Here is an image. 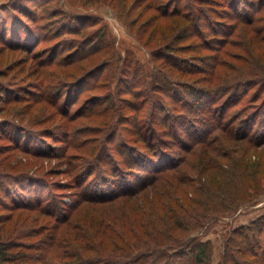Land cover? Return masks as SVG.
Here are the masks:
<instances>
[{"label": "trees", "instance_id": "trees-1", "mask_svg": "<svg viewBox=\"0 0 264 264\" xmlns=\"http://www.w3.org/2000/svg\"><path fill=\"white\" fill-rule=\"evenodd\" d=\"M24 1L41 8L49 2ZM136 1L142 7L135 19L141 21L142 32L151 27L147 40L156 39L153 54L163 58L165 66L146 74L136 64L130 72L124 59L117 70L136 81L125 88L133 97L119 95V106L110 88L111 74L100 75L112 61L110 54L97 57L104 44L95 39L102 35L107 41L105 34L77 41L65 58L50 60L48 65L76 63L69 80L51 73L64 88L86 85L97 72L88 89L106 91L90 94L78 115L99 106L104 116L101 123L88 125V132L76 122L65 128L67 146L78 147L79 135H93L92 151L80 150L76 157L84 156L86 164L68 162L80 167L72 175L70 202L39 193L26 198L28 185L15 182L14 188L20 186L17 200L9 213L0 214V264H211L213 247L201 237L204 231L264 191V0ZM17 3L0 8L10 9L0 24L3 46L15 45L29 54L35 38L78 31V26H71L78 23V16L55 7L45 12L55 19L53 24L50 20L48 27L37 26L44 30L41 35L27 27L30 41L21 43L9 23L31 13L26 4ZM162 19L171 21L160 31ZM245 48H262L261 57ZM24 96L10 94L5 102ZM119 107L129 133L112 142L111 109ZM21 137L12 142L25 144ZM17 208L21 210L15 221L22 215L26 220V210H39L49 218L38 215L31 225L23 222L13 229L8 222ZM221 245L215 264H264V213L229 228Z\"/></svg>", "mask_w": 264, "mask_h": 264}, {"label": "rangeland", "instance_id": "rangeland-1", "mask_svg": "<svg viewBox=\"0 0 264 264\" xmlns=\"http://www.w3.org/2000/svg\"><path fill=\"white\" fill-rule=\"evenodd\" d=\"M171 1L168 0L169 3ZM17 2H21L19 3L20 6H23L21 4H26L24 6L28 7L29 13H31L28 18L23 16L20 17L21 19L18 16L13 18L17 23H13L9 19V22H11L9 23L11 26L9 27L11 30L13 29L14 35L19 38L18 40H21L19 41L21 43L30 41V39L27 40L28 36L25 33L27 27H29V30H33L37 26L48 27L51 22L50 20H52L53 24L55 19H51V17L47 18L45 13L52 8L56 7L69 12L78 16L79 19L78 23L72 22L71 25L72 28L78 26L77 32H63L59 38L54 37L46 40L41 38L37 41V38H35L31 43L34 44L33 53L28 54L22 50H18L16 49L18 47L15 45L13 47L3 46L0 39V72H5V75H0V84L4 86L0 87V190H2L0 192V214L9 213L11 210L10 204L13 203V200H17L14 197L17 198L15 193L19 190L20 186L14 188V184L19 180H24L23 184L28 185L30 188L26 190V198L31 194L39 193L44 194L45 198L49 196V198L52 200L54 198L56 201L63 198L66 202H70L71 191L73 190L69 188L73 180L72 175L80 170V167H71L68 162L86 164L84 163V156L81 159H77L76 157L81 155V151L84 153L92 151L93 143L90 140L93 138L91 137L93 135L90 133L79 135L78 140H81L80 145L76 144L78 147H71L63 142L66 133L65 128L68 124L71 125L76 122L79 125L81 124V128L88 132L86 127L101 123L104 116V113L99 111V106L92 109L89 114L85 113L87 112L85 109L82 115H78L84 108V100L90 94L106 91L105 87L95 88V90L88 89L89 84L95 82L96 79L94 78L97 72L94 73L93 78L88 77L86 79V81L89 79V83H86V85L80 84L76 87L68 85L64 88L63 84L58 82V78L52 76L51 73L55 72L60 79L65 77L63 80H69L71 77L67 75L70 74V70H77L75 67L76 63L70 64L69 67H66V64L57 65L56 62L48 65L52 58L55 57V60L58 58L63 59L72 48H75L74 45L77 44V41L94 40L96 34H105L107 41L101 37L102 35L95 39L96 42L104 44L97 57L101 56V58H104L110 54L112 61L111 67L107 66L106 69H102L100 75L111 74L110 80L112 81L110 88L113 90L115 102L119 106L122 104L119 102V95L121 97H133L131 91H125V88L127 86L130 88L133 84L131 82L136 81L133 77L123 75L117 70L118 65H123L124 59L130 63V68L128 69L130 72L133 71L136 64L146 74L161 70L165 66L163 58L153 54V50L156 48V39L151 42L147 40L151 27L142 32L140 30L141 21H136L135 19V14L142 7L140 1L49 0L46 6L41 8L39 6L34 7L32 1L0 0V8L2 5H10L9 8H12L11 5L18 4ZM5 14L9 15L10 9L6 12L0 10V24L3 20L2 16ZM14 14L11 12L10 16L13 17ZM170 21L169 19H162L159 30L161 31ZM35 31L37 34L40 33V35L44 32V30L41 31L39 29H35ZM52 34L54 33L51 32L49 37H52ZM11 38L9 37V39ZM243 39L246 38L243 37ZM18 40L16 39L15 41L18 42ZM106 42L107 46L105 45ZM245 49L255 54L256 58L261 57L262 48ZM237 51L235 48V52ZM187 54L189 53H185V55ZM40 60H44L45 62L43 63L45 64L38 62ZM35 65L38 66L37 69ZM112 65L114 66V70L111 69ZM121 78L125 80L120 86L119 81ZM101 80L100 77L96 82H101ZM125 81L128 82L127 85L124 84ZM120 88L123 91L119 93L118 90L120 91ZM60 90H62V95L59 93L61 92ZM79 90L84 91L80 93L81 91L79 92ZM69 92L72 93V97H69ZM10 94H17L19 96L24 94L25 96L21 97L20 101L5 102ZM55 100L57 105H53ZM1 105H4V107ZM16 109L23 112L16 114ZM111 110L114 112L111 119L112 129L108 131L112 132V142H115L128 134L129 130L125 128L127 127L125 125L128 124L127 122L121 123V116L123 114L121 108L119 107L117 111L115 109ZM67 111L68 113L64 117V113ZM131 112L126 111L125 114L129 115ZM145 112L147 111L141 110V113L145 114ZM71 117H73V122L70 121ZM137 122H140V120ZM22 128L26 129L23 133L19 130ZM104 132L102 133L103 138L105 137L103 135ZM19 135L22 136L21 138H26L27 142L25 144L21 142L18 145L12 142V139H15ZM29 139L30 143H28ZM38 148L46 150L47 153H36L35 150ZM255 199L253 202H245L235 212L212 222L208 229L204 231L201 237L209 239L213 247L211 264H215L218 261L222 250L221 242L229 228L249 223L264 213V191L257 195ZM20 210L18 208L14 209L12 222H8L10 225H14L13 229H17L19 226L21 228V223L23 222L31 225V221L34 223V219L38 215L41 219L49 218L48 215L39 214V210H24L28 214V218L23 220L24 216L22 215L19 216L18 221H15ZM32 236V239L39 238L38 235ZM26 239L30 240V237L28 236Z\"/></svg>", "mask_w": 264, "mask_h": 264}]
</instances>
